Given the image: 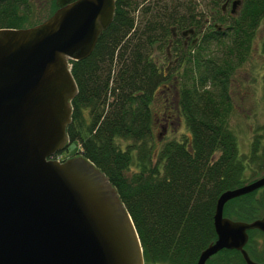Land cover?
Masks as SVG:
<instances>
[{
    "label": "trees",
    "instance_id": "16d2710c",
    "mask_svg": "<svg viewBox=\"0 0 264 264\" xmlns=\"http://www.w3.org/2000/svg\"><path fill=\"white\" fill-rule=\"evenodd\" d=\"M232 1L207 0L208 9L202 10L198 0H115L113 19L92 53L71 61L78 93L66 132L116 188L145 264H196L216 239L213 217L220 194L264 173L263 136H254L250 155L241 156L228 125L230 77L249 52L264 18V0H240L235 14L227 6L223 10ZM29 13V0H0V28L27 27ZM196 16L202 21L195 23ZM194 25L201 28L200 40L189 47L182 73L172 74L189 134L158 143L152 106L166 75L155 56L164 57L172 29ZM213 41L222 48L219 55L208 53ZM251 164L257 170L246 178ZM262 214L264 187L223 208V216L234 220L253 221ZM248 234L245 248L261 261L264 248L256 247L254 236L264 235ZM222 251L206 264H245L240 252Z\"/></svg>",
    "mask_w": 264,
    "mask_h": 264
},
{
    "label": "water",
    "instance_id": "95a60500",
    "mask_svg": "<svg viewBox=\"0 0 264 264\" xmlns=\"http://www.w3.org/2000/svg\"><path fill=\"white\" fill-rule=\"evenodd\" d=\"M56 5L38 24L0 28V264H145L130 214L105 174L82 154L51 158L70 144L78 93L70 61L92 53L115 0ZM263 186L264 174L220 194L216 239L196 264L223 249L264 264L245 250L248 231L264 233V214L253 221L223 216L229 200Z\"/></svg>",
    "mask_w": 264,
    "mask_h": 264
},
{
    "label": "rangeland",
    "instance_id": "374dc122",
    "mask_svg": "<svg viewBox=\"0 0 264 264\" xmlns=\"http://www.w3.org/2000/svg\"><path fill=\"white\" fill-rule=\"evenodd\" d=\"M148 0H145L147 2ZM200 4L198 9H206L207 0H198ZM30 13L28 21L25 23L30 26L35 23L45 20L56 9L55 0H29ZM144 2V3H145ZM208 9V8H207ZM207 16V15H206ZM208 27H206L207 29ZM264 39V19L261 21L256 34L251 42L249 52L243 61L232 74L230 79V95L232 101V112L229 116L228 125L236 136L238 152L241 156H249L254 144V138L259 135L263 136L262 143H264V49L262 41ZM223 41H226V37H223ZM228 41V39H227ZM216 41L211 42L209 54L212 52L219 55V45L216 48ZM160 60L163 57L158 54L155 57ZM164 62V63H163ZM161 62L162 65H166L167 61ZM175 75V74H174ZM156 94L153 101L152 110L154 112L162 111L163 95ZM157 118L161 116V113L156 115ZM154 124L153 136L160 141L165 139L175 138L179 139L183 134H189L183 119H179L178 123L175 119L173 124L167 126L164 130L161 129V124L164 123L163 116H161ZM255 136V137H254ZM80 144L76 141L69 145V151L60 153L57 157L59 159H65L71 155L80 151ZM257 170V164L247 165L244 175L246 178L251 177L254 171ZM255 245L258 249L264 248V236H254Z\"/></svg>",
    "mask_w": 264,
    "mask_h": 264
},
{
    "label": "flooded vegetation",
    "instance_id": "af4514ba",
    "mask_svg": "<svg viewBox=\"0 0 264 264\" xmlns=\"http://www.w3.org/2000/svg\"><path fill=\"white\" fill-rule=\"evenodd\" d=\"M55 4H56V1H55ZM230 7H231V2H228L227 3V9H230ZM194 18H195L194 19L195 23L197 21H202L200 16H196ZM260 24H261V22H260ZM192 27H194V28H192ZM192 27H190V29H189V27L185 28V29L182 28L180 30L178 28L174 29V32H172V38L169 40V44L165 48V55H164L163 59L160 60L161 62H163L164 60L167 61L166 65L165 64L163 65V72H164V75H166V79L160 85V87L157 89V94L160 93L163 95V103H162L163 109H162V111H160L161 116H163V120H164V123L161 124L162 130H164L167 126L173 124L174 119H175V123H176V120L178 123L179 119H183V117H181V115L179 113V109H178V91H177L176 85H175V83H176L175 76H172V74H173V72L174 73L175 72L182 73L183 69L185 68L184 57L188 53L189 47L191 45L196 44L200 40L201 28L197 29L196 25H194ZM191 29H193V30H191ZM173 40H175L176 43H174ZM262 45H264V39L262 41ZM242 63L239 64L238 67L241 66ZM238 67H236V69ZM230 79H231V77H230ZM229 87H230V83H229ZM162 95H161V97H162ZM228 95H229V98L231 100L229 88H228ZM160 113L159 112L156 113L153 111L154 115H158ZM161 116H159L157 118V120L162 118ZM183 121H184V119H183ZM179 122H180V120H179Z\"/></svg>",
    "mask_w": 264,
    "mask_h": 264
},
{
    "label": "bare ground",
    "instance_id": "6f19581e",
    "mask_svg": "<svg viewBox=\"0 0 264 264\" xmlns=\"http://www.w3.org/2000/svg\"><path fill=\"white\" fill-rule=\"evenodd\" d=\"M251 232H252V231H251ZM256 232H257V231H256ZM230 251H231V250H230ZM232 251H235V250H232ZM222 252H223V251H222ZM222 252H221V253H222ZM236 252H237V251H236ZM240 255H241V254H240Z\"/></svg>",
    "mask_w": 264,
    "mask_h": 264
}]
</instances>
